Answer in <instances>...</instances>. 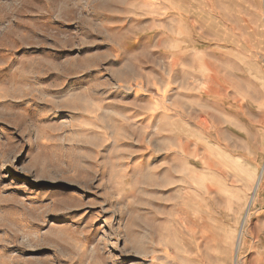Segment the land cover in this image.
<instances>
[{
  "label": "rangeland",
  "instance_id": "374dc122",
  "mask_svg": "<svg viewBox=\"0 0 264 264\" xmlns=\"http://www.w3.org/2000/svg\"><path fill=\"white\" fill-rule=\"evenodd\" d=\"M0 264H264V0H0Z\"/></svg>",
  "mask_w": 264,
  "mask_h": 264
},
{
  "label": "bare ground",
  "instance_id": "6f19581e",
  "mask_svg": "<svg viewBox=\"0 0 264 264\" xmlns=\"http://www.w3.org/2000/svg\"><path fill=\"white\" fill-rule=\"evenodd\" d=\"M255 185V184H254ZM256 191V190H255Z\"/></svg>",
  "mask_w": 264,
  "mask_h": 264
}]
</instances>
